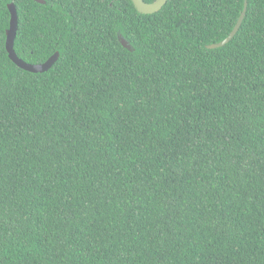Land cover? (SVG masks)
Listing matches in <instances>:
<instances>
[{"label": "trees", "instance_id": "1", "mask_svg": "<svg viewBox=\"0 0 264 264\" xmlns=\"http://www.w3.org/2000/svg\"><path fill=\"white\" fill-rule=\"evenodd\" d=\"M244 2L0 0V264H264V0L207 48Z\"/></svg>", "mask_w": 264, "mask_h": 264}, {"label": "water", "instance_id": "2", "mask_svg": "<svg viewBox=\"0 0 264 264\" xmlns=\"http://www.w3.org/2000/svg\"><path fill=\"white\" fill-rule=\"evenodd\" d=\"M33 1L37 3H43V0H33ZM167 1L168 0H156L152 3H146L143 0H131L137 12L140 14H153L159 11L166 4ZM246 6L247 3L245 0L243 10L240 16L238 17L237 22L234 25L233 29L228 34V36L219 43L207 46L208 49H216L223 47L236 35L245 17ZM7 8L10 14V19H9V28L6 31L5 49L7 51L9 59L20 69L30 73H43L48 71L52 67V65L56 62L59 56L58 52L53 54L46 62L42 64H36V65L28 64L25 63L23 60L19 59L14 51V40L17 30V13L15 6L12 3L8 4ZM120 42L123 47L129 48V45L124 39H120Z\"/></svg>", "mask_w": 264, "mask_h": 264}]
</instances>
